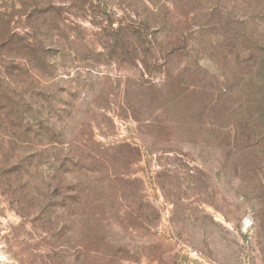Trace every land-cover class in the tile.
Instances as JSON below:
<instances>
[{"label":"rangeland","instance_id":"rangeland-1","mask_svg":"<svg viewBox=\"0 0 264 264\" xmlns=\"http://www.w3.org/2000/svg\"><path fill=\"white\" fill-rule=\"evenodd\" d=\"M57 1L52 103L21 96L0 32V264H264V115L252 129L229 55H264V0ZM4 13L25 30L19 0Z\"/></svg>","mask_w":264,"mask_h":264},{"label":"trees","instance_id":"trees-1","mask_svg":"<svg viewBox=\"0 0 264 264\" xmlns=\"http://www.w3.org/2000/svg\"><path fill=\"white\" fill-rule=\"evenodd\" d=\"M23 12L25 13V19L23 25L25 30L22 33H17L13 30L12 26V13H4L3 19H1V30L3 36L1 43L9 51H12L16 59L21 62V65L17 67L22 74L23 78V92L22 97L27 100L31 95L34 97L37 95L45 103H52L50 96V88L52 84H55V80H59L55 74L56 67L51 60V48L50 44H46L47 41H52L50 36L61 38L59 32L63 31L65 26L64 18L62 14L58 13V1L57 0H19ZM52 17L54 24H45V29L41 26V21ZM110 21L107 25L109 30L124 35L131 33L136 41H146L147 34L142 32L140 27L132 29L130 25L120 26L119 28H113ZM133 26V25H132ZM134 27V26H133ZM131 31V32H129ZM1 37V35H0ZM262 50V49H261ZM261 50L257 49H242L234 50L229 55L233 56L235 62L240 66L239 71L233 72L231 79L242 80V88L236 91V93L244 98L246 106L240 107L245 114L251 128L255 129L257 124L261 122L264 115V55L261 54ZM131 59L135 62H142L143 66H147L148 56L146 49L131 48L129 50ZM100 54V53H99ZM108 54V52H107ZM98 54H95L96 57ZM84 60L88 58L84 57ZM83 60V61H84ZM156 61V58H154ZM13 71L8 68V76L11 79ZM35 83V86L31 83ZM33 91H35L33 93ZM6 99V98H5ZM13 97H8L7 102L14 103ZM39 106V102L34 101ZM43 110V109H42ZM39 112V116L43 111ZM260 118V120L258 119ZM53 123L50 121L49 116L44 118L41 116L39 121L40 145H45V148H41V152L51 149L53 150V144H60L57 142V138L53 131L49 128ZM255 138L253 133H248L247 137Z\"/></svg>","mask_w":264,"mask_h":264}]
</instances>
